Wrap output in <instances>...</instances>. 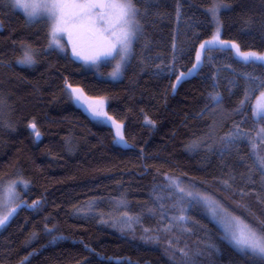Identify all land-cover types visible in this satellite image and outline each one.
Masks as SVG:
<instances>
[{"label": "trees", "instance_id": "trees-1", "mask_svg": "<svg viewBox=\"0 0 264 264\" xmlns=\"http://www.w3.org/2000/svg\"><path fill=\"white\" fill-rule=\"evenodd\" d=\"M136 7L130 57L111 80L115 56L77 62L64 43L50 46V20L30 23L0 0V185L29 184L0 228V264H264L236 250L200 204L169 190L170 178L187 181L264 228V174L250 147L264 128L253 114L264 63L231 47L264 53V0ZM215 16L224 43L202 50ZM26 55L33 65L19 64ZM72 88L82 90L79 102ZM216 95L225 113L241 109L221 125L210 113ZM118 203L128 214L120 227L102 217Z\"/></svg>", "mask_w": 264, "mask_h": 264}, {"label": "snow or ice", "instance_id": "snow-or-ice-1", "mask_svg": "<svg viewBox=\"0 0 264 264\" xmlns=\"http://www.w3.org/2000/svg\"><path fill=\"white\" fill-rule=\"evenodd\" d=\"M14 5L25 11L29 20L46 16L51 23L50 35L52 37V45H60V35L67 34L69 42L72 45V54L83 61L97 63L102 58H112L119 56L123 61L131 50L133 38L139 26L137 14L139 9L136 7V0H51L45 3H27L24 0H14ZM215 13L216 9L212 10ZM82 41L87 42L88 51L83 48ZM219 41V35L213 37L212 40L206 41L201 45V49H205L206 45ZM224 43L223 41H219ZM232 48L236 49L238 55L245 62L261 61L264 62V55L256 53H241L237 44H232ZM61 50L62 46H61ZM201 54L197 53L196 59L199 63ZM34 61L31 56L26 55L21 63L31 64ZM120 65H117L119 68ZM195 67V65H194ZM116 73H113L115 76ZM184 74H181L183 76ZM71 88V85H68ZM72 95L79 102L82 98V90L72 88ZM264 97V93H261ZM243 103V101H241ZM87 110V109H86ZM94 115H102L100 112H93ZM253 114L264 119V103L258 102ZM151 123V121H146ZM34 134L39 138L40 133L35 123L30 125ZM117 135L120 140L123 136L120 126L116 125ZM264 132V129L261 130ZM258 164L264 174V157H258ZM180 192L185 189L173 182ZM193 196L192 192L186 193ZM199 195V194H196ZM203 200H209L208 197H202ZM211 205H216V201H209ZM216 207H219L216 205ZM13 212L15 209L12 210ZM213 217L217 216L215 208L213 209ZM12 213H8L0 218V227L4 226ZM184 219V217H180ZM226 237L240 252L251 253L254 256L264 258V228L257 229L237 216L221 217ZM184 255H187L185 253Z\"/></svg>", "mask_w": 264, "mask_h": 264}, {"label": "rangeland", "instance_id": "rangeland-1", "mask_svg": "<svg viewBox=\"0 0 264 264\" xmlns=\"http://www.w3.org/2000/svg\"><path fill=\"white\" fill-rule=\"evenodd\" d=\"M24 2L27 3H45V2H51V0H24ZM12 3L14 5V0H12ZM15 7V5H14ZM15 9L19 10L20 12H22L25 17L27 18L28 22L33 23L36 22L38 19H40L41 17L46 18L47 20H49L46 16H41L37 19H33V20H29V18L27 17L25 11L21 8H17L15 7ZM214 23H215V29H214V34L213 37L217 35L221 36L222 33V25L219 19V16H215L214 17ZM137 32V30H136ZM135 38V37H134ZM133 38V41H134ZM50 44L52 43V37L50 36ZM60 43H64L66 40L69 42V38L67 36V34H61L60 37ZM64 42H63V41ZM70 43V42H69ZM83 44V48L85 51H88V47H87V42L86 41H82ZM133 45V42H132ZM132 45H131V49H132ZM65 46V45H64ZM52 47V46H51ZM235 50V54L242 59V57L240 55L237 54L236 49ZM241 53H256L258 55H264V53H260V52H256V51H249V52H242ZM130 52L127 54V57L122 61L119 56H115L114 60H115V65H120L119 68H117V66H114L112 68L109 69V73L104 74L107 79H115L117 76L121 78V73L123 70V67L125 66V64L127 63L129 57H130ZM71 54H72V45H71ZM31 56L32 60L34 61L31 64H26V65H33L35 63L34 57L32 55ZM78 61H80L82 64L84 65H93V63L91 62H85L77 57H75ZM110 59V58H107ZM101 60H105L104 58H102ZM99 60V61H101ZM243 60V59H242ZM23 61V60H22ZM253 62H259V63H264L261 61H254ZM19 64H23L20 63ZM120 69V73L117 72V70ZM113 73H116L115 76H113ZM120 74V75H119ZM264 93V92H263ZM221 96L220 95H216L215 97V102L216 105L215 107L210 110V113L212 115H214L215 119L217 120V123L219 125H221V120L226 117V116H232L235 113H239L241 109H237L234 110L232 112H227L225 113L222 108H221ZM258 102L264 103V97L258 95V98L255 100L254 105H253V109H255L256 105ZM245 103V102H244ZM244 103H242V106L240 108L243 107ZM254 112V111H253ZM264 128H260V130L257 132L256 135L253 136V138L251 139V155L254 159H256L258 161V157H264V132H262L261 130ZM229 138L231 139H237V140H242L244 138L243 135L241 134H234L232 136H229ZM250 138V136H249ZM195 144L191 143L190 147H193ZM258 163V162H257ZM259 165V164H258ZM173 182H176L180 185V187L185 189V192H180L176 187L175 184ZM169 190L172 191L173 193L179 194V196H184L187 198H191L193 199L195 202H197L198 204H200L203 208L205 213L209 216V218L215 223L217 224L222 231L224 232V237L226 238V240L237 250V248L234 246L233 243H231L229 241V239L226 237V233H225V229L222 225V223L220 222V218L221 217H227L229 214L231 216H237L239 218H241L242 220H244L246 223L250 224L249 222H247L245 219H243L241 216L237 215L236 213L232 212L228 206H226V204H224V202L220 201L219 199H217L215 196H213L212 194H210L207 191H203L200 188L192 185L191 183L184 181V180H180V179H174V178H170L169 179ZM29 184H25L23 179L20 178H15L9 181H5L0 185V218H3L5 215H8V213H12V215L9 217V219L7 220V222L5 223L8 224L9 221L12 219V217L14 216L15 212L18 209V201L21 199L22 196V192H21V187L22 189L25 191L27 190ZM187 192H192L193 196H188L186 193ZM199 194V195H196ZM202 197H208L209 200H203ZM209 201H216V205H218L219 207H216V205H211L209 203ZM117 207H115L114 209L111 210V212L107 213V214H103L102 217L111 223H115L116 225H118L120 227V220H127L128 219V214L126 212H120L119 207L121 206L120 203H118L117 205H115ZM87 211H93V202H89L86 205ZM85 208V209H86ZM215 208L216 212H217V216L214 218L213 217V209ZM15 209V211L13 212L12 210ZM79 212L85 213V211L83 210V208L79 209ZM4 225V226H5ZM251 225V224H250ZM2 226V227H4ZM252 226V225H251ZM0 227V228H2ZM123 227V225H122ZM148 236V235H147ZM258 257V256H257ZM262 260H264V258L258 257Z\"/></svg>", "mask_w": 264, "mask_h": 264}, {"label": "flooded vegetation", "instance_id": "flooded-vegetation-1", "mask_svg": "<svg viewBox=\"0 0 264 264\" xmlns=\"http://www.w3.org/2000/svg\"><path fill=\"white\" fill-rule=\"evenodd\" d=\"M64 42V41H63ZM64 44L66 45V51L65 53H69V57H71L73 60L77 61V62H80L78 61L74 56L73 54H71V43H69L67 40L64 42ZM81 63V62H80Z\"/></svg>", "mask_w": 264, "mask_h": 264}, {"label": "water", "instance_id": "water-1", "mask_svg": "<svg viewBox=\"0 0 264 264\" xmlns=\"http://www.w3.org/2000/svg\"><path fill=\"white\" fill-rule=\"evenodd\" d=\"M41 138V135L39 136V138L36 137V139H40Z\"/></svg>", "mask_w": 264, "mask_h": 264}]
</instances>
